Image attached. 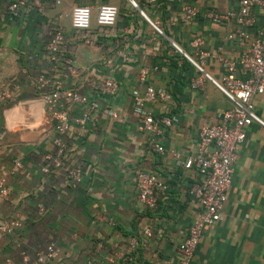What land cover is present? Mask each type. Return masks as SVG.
Wrapping results in <instances>:
<instances>
[{
    "label": "crops",
    "instance_id": "crops-1",
    "mask_svg": "<svg viewBox=\"0 0 264 264\" xmlns=\"http://www.w3.org/2000/svg\"><path fill=\"white\" fill-rule=\"evenodd\" d=\"M51 1L43 3L42 14L21 21L11 19L5 0H0V92L10 98L0 103V177L8 190L7 196L0 197V222L16 217L20 223L11 234L0 233V264L5 260L35 264V255L50 242L56 255L45 264H120L130 238L135 240L132 264H175L177 246L197 211V202L187 190L198 175L192 168L176 165L170 151L180 159L192 156L200 127L214 124L215 115L230 109L231 103L208 80L200 87L191 86L199 74L169 44L197 61L190 41L199 37L201 50L209 53L203 60L204 71L213 80L224 73L219 59H235L240 46L225 40L234 27L230 20L219 24L201 18L171 21L183 3L226 12L236 10V1L155 0L150 4L132 0L160 28L161 36L128 0L123 7L120 0H60L57 6ZM101 4L116 7V20L111 27L98 28L92 19L91 43L85 45L79 39L83 34L70 28V9L85 5L94 13ZM254 14L251 34L263 25L262 14ZM56 15L61 16L56 22L64 32L66 56L77 69L94 79L110 78L117 85L113 96L89 92L100 110L81 127L69 123L66 164H80L82 170L75 187L68 184L63 170L48 175L39 171L43 155L52 151V121L39 99L37 78L69 86L62 66L51 67L43 52L46 25ZM143 67L153 69L145 82L170 95L166 104L155 101L145 107L154 119L168 113L177 119L176 125L162 129L161 154L151 150L132 112L130 91ZM235 75L239 76L237 66ZM252 104L264 124V91ZM109 111L115 119L108 117ZM78 114L76 108L71 110L72 118ZM244 132L222 220L203 228L191 264H264V126L251 123ZM13 161L20 162L21 168L7 175ZM138 172L153 173L165 184L154 211L137 199Z\"/></svg>",
    "mask_w": 264,
    "mask_h": 264
},
{
    "label": "built area",
    "instance_id": "built-area-1",
    "mask_svg": "<svg viewBox=\"0 0 264 264\" xmlns=\"http://www.w3.org/2000/svg\"><path fill=\"white\" fill-rule=\"evenodd\" d=\"M46 0H5V11L11 19L25 21L34 13H43V3ZM183 3L184 0H178ZM237 8L234 11H217L213 8L201 9L190 4L183 3L177 15L171 23L189 22L195 18H201L210 23L219 24L223 21H232L233 30L228 32L225 40L235 42L240 46V51L235 59L221 58L219 62L224 73L218 80H213L204 71L203 60L209 57L207 51L201 50L202 40L195 37L190 41V46L195 50L198 60L194 61L185 55L179 47L170 42V48L181 54L199 74L198 78L191 82V86L200 87L203 80L211 84L231 103V108L218 112L215 115L216 122L212 125L201 126L198 132V142L192 156L182 159L175 151H170L176 165L184 170L194 169L197 173V180L187 190V194L196 200L197 211L186 229L185 236L177 246V260L175 264H191V258L198 244L201 232L205 226L214 225L222 220V206L226 199L233 164L236 158L238 146L245 139L244 130L251 124H264L253 112L252 100L255 96L264 91V0H235ZM134 7L132 0L128 1ZM154 4L155 0H147ZM55 6L60 0H52ZM255 12L263 16L262 27L255 29L251 34L255 22ZM93 14L94 24L98 28L111 27L117 17L116 7L108 4H101L96 7L94 13L91 8L85 5H74L69 12L70 28L79 34L83 44H90V17ZM139 15L151 27L156 35L161 36L160 28L151 23L142 12ZM61 18L56 15L54 21L46 25V40L43 45V52L47 62L55 68L59 64L64 69L66 77L69 78V86L62 88L60 83L49 84L48 80L39 76L37 78L40 101L46 107L52 121L51 145L52 151L45 153L39 171L48 175L57 170H63L65 179L71 187L79 184L82 176L81 165L69 167L66 164L68 146L65 135L69 123L73 121L82 126L91 119L93 113L100 110L98 102L89 96V92L98 96H113L117 91L115 81L110 78L94 79L86 72H80L73 63L72 58L66 56V39L62 26L56 22ZM119 55L126 57L124 52ZM60 66V68H61ZM238 67L239 76L235 75V68ZM153 71L151 68H140L137 76L136 87L130 91L132 100V112L138 118V130L146 136L149 147L155 153L161 154L163 148L159 140L162 129L177 124L176 117L168 113L159 119H154L151 112L145 107L148 102H159L166 104L170 95L161 88L147 84L146 77ZM46 89V90H44ZM44 90V91H42ZM9 100V95L0 92V103ZM76 108L78 116L72 118L71 110ZM108 117L115 119L114 112L109 111ZM1 138V132H0ZM21 168L18 161H13L11 169L6 173L11 175ZM135 187L138 201L146 210L154 211L157 207L159 195L163 193L165 184L158 180L153 173L138 172L135 175ZM8 194L4 178L0 177V197ZM38 213H42L41 208ZM20 223L16 217L7 218L0 222V233L11 234L19 228ZM144 234L148 235L147 229ZM135 247V240H128V247L123 254L120 264H132V252ZM56 255L55 246L52 242L35 255V264H45ZM3 264H21L11 260H5ZM91 264V263H86ZM97 264V263H93Z\"/></svg>",
    "mask_w": 264,
    "mask_h": 264
},
{
    "label": "rangeland",
    "instance_id": "rangeland-1",
    "mask_svg": "<svg viewBox=\"0 0 264 264\" xmlns=\"http://www.w3.org/2000/svg\"><path fill=\"white\" fill-rule=\"evenodd\" d=\"M119 2H120L122 7L126 4L125 0H123V1L120 0ZM92 19H93V14L90 17L91 22H92Z\"/></svg>",
    "mask_w": 264,
    "mask_h": 264
},
{
    "label": "water",
    "instance_id": "water-1",
    "mask_svg": "<svg viewBox=\"0 0 264 264\" xmlns=\"http://www.w3.org/2000/svg\"><path fill=\"white\" fill-rule=\"evenodd\" d=\"M128 1H130V0H128ZM134 8H135V10H136L138 13L141 12V11L139 10V8H137V7H135V6H134Z\"/></svg>",
    "mask_w": 264,
    "mask_h": 264
}]
</instances>
